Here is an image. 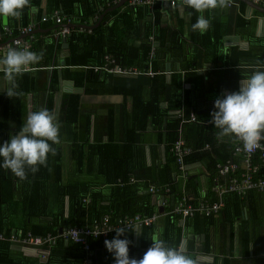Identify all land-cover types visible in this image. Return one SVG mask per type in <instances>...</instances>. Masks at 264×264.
I'll return each mask as SVG.
<instances>
[{
  "label": "crops",
  "instance_id": "1",
  "mask_svg": "<svg viewBox=\"0 0 264 264\" xmlns=\"http://www.w3.org/2000/svg\"><path fill=\"white\" fill-rule=\"evenodd\" d=\"M115 1L30 0L31 7L24 9L20 19L0 20V27H7L9 33L8 36L3 29L0 44L11 37L22 36L28 43L29 50L43 55L39 64L27 67L24 74L16 78L17 95L12 98L4 93L10 85L0 72V141L11 138L22 127L28 113L41 108L55 113L61 125V142L54 145L55 155L51 153L48 155L52 163L50 172H47L46 182L47 193L50 195L48 213L26 218L20 201L24 190L16 188L15 183V202H10L11 205H8L5 200L7 197H5L4 203L0 204V214L4 217L7 226H10L9 229H12V233H19L14 229L23 224L34 226L40 217V219H53L59 213L61 206H63V221L67 217L68 210L69 215L77 216L73 214V205L70 201L68 207L66 192L68 189L75 192L78 188L79 191L86 189L80 192V202L85 210L83 209L82 212L80 210L82 207H78L80 215L83 216L79 224L93 223L95 219H92L93 216L89 217L86 212L92 199L91 193H100L99 199L104 204L109 203L108 200L112 197L113 191L114 198L122 193L119 179L116 183H106L105 178L108 177L100 172L97 156L91 150V145L107 142L109 119L114 115V128L109 129L114 131V142L119 147L124 146L120 149L122 151L120 159L127 157L132 160L130 183L138 188L137 195L147 194L150 187L154 189L149 198L155 209L153 213L158 215L153 221L154 224L152 223L154 233L145 235L143 229L139 228L129 230L132 233L125 232L119 237L131 242L129 257L140 259L151 246L152 241L161 238L164 200L158 191L168 189L167 182H163L167 178L163 167L168 160L166 153L168 141L165 139V131L161 130L160 121L150 117L146 127L138 130L136 136L133 135L134 114L131 91L124 94L120 89L138 88L135 84H140L144 90H142L143 94L149 96L152 92L149 81L156 74L162 76L166 83H169L172 78L178 79L181 85L176 91L173 88L172 92L178 98L180 107L171 108L172 101L168 102L160 96L161 94L158 96L160 99L158 106L164 115L162 127L178 118V110L186 116L187 113L184 111L186 97L189 98V105L193 107L201 100L210 101L229 92L238 91L242 79L247 78L254 70H264V5L255 3L253 0H246L247 2L227 0L226 7L203 13L205 18L210 19L211 24L207 32L200 34L191 28V25L196 23L199 13L187 6H181L180 0H177L174 5H171L169 0H155L154 3L160 6L157 14L155 13V17L158 18L156 23L151 12L154 3L152 6L126 3L131 8L147 7L149 9L146 10L148 14L137 21L139 30L132 41V45L138 46L141 38L148 35L150 49L146 65L144 67L121 65L108 52L103 53L98 63L69 64L67 57L70 53L71 40L79 46L81 51L101 46L99 38L96 34L94 35V28L98 25L103 28L110 26L114 17L123 11L124 1L121 0L123 1L122 9L118 8L121 5ZM114 9H118L117 12H114ZM56 15L62 16L64 21L55 22ZM43 16L47 19L42 20ZM63 24L69 28V32L65 35L60 31ZM30 25L34 27L31 35H21V29ZM72 33L75 34L74 37ZM159 35L161 38L158 40ZM5 52V49L0 48V57ZM90 58L97 59V54L96 57L87 54L86 59L90 60ZM112 60H115V64L119 66L134 67L142 73L136 76L113 73L109 69ZM154 60L159 63L160 70L153 68ZM148 69L154 74H146L145 71ZM87 70L99 72L96 81L88 80ZM74 98L78 115L75 120L71 118L70 122H67L66 114L68 108H74L72 103ZM191 110L189 108V111ZM183 130L184 139L188 138L191 145L195 146L196 121L185 123ZM217 133V139L222 140V143L237 142V139L232 136L220 137ZM133 136L136 138L132 144H126ZM117 156V150L114 147V163ZM235 160L242 167L239 157ZM185 168L186 174L177 168L180 196L175 202L183 195L191 198L192 193L184 192L188 175L190 178H195L197 200L207 199L211 184L209 168L202 161L186 163ZM40 174L44 176L45 171H41ZM60 187H64L63 199L58 198L62 192ZM248 194L247 203L245 207H241L240 216L232 222L229 237L222 233V224L215 221L208 240L211 250L206 251L204 233L193 235L190 230L182 228L177 249L192 256L196 264H264V191H251L243 197L238 196L246 198ZM217 197L219 199L213 201L221 200L222 202V196ZM227 207V211L234 214L236 204L232 200L228 201ZM40 208L43 207L40 206ZM140 214L145 215V213ZM179 217L178 225L183 227L184 218ZM242 224H247L246 231L242 228ZM59 229L62 231V228H58L60 234ZM102 236L111 240L116 236V232L112 230ZM229 240L231 244H228ZM163 241L171 243L172 239H163ZM64 242L66 245L68 240ZM191 242H193V248L187 252V246ZM10 247L13 258L23 261V258L27 257L33 264H46L51 248L47 245L35 247L20 243H11ZM57 250L58 256L64 258L65 264H73L78 253L75 245L70 244L68 248ZM100 251L98 264H115L113 254L106 249L104 243Z\"/></svg>",
  "mask_w": 264,
  "mask_h": 264
},
{
  "label": "trees",
  "instance_id": "2",
  "mask_svg": "<svg viewBox=\"0 0 264 264\" xmlns=\"http://www.w3.org/2000/svg\"><path fill=\"white\" fill-rule=\"evenodd\" d=\"M123 5V11L120 12L116 17H114V20L110 24V26L103 28L98 25L94 28V35L96 34V36L99 38L101 46L97 48L95 47L94 49L89 48L86 51H81L79 46L76 45V43H74L72 40L70 41V53L67 57V61L69 62V64L98 63L99 61H101L100 59L102 58L103 53L108 52L115 58L116 62L121 65L138 67H144L146 65V61L148 60V52L150 49V44L147 40L148 35L146 34L144 37L141 38L140 44L138 46L132 45V41L136 38V32L139 30L137 21L140 19V17H143L145 14H148L146 10L149 9L147 7L131 8L129 7V5H126V3H124ZM123 5L118 8L122 9ZM159 8V4L154 3L151 12L155 19V23L156 19L158 20V18L155 17V13L157 14ZM117 10L118 9H114V12H117ZM3 29L4 27H0L1 31H3ZM74 36L75 34L72 33V37ZM160 38L161 36L159 35L158 40ZM107 41L108 43H106ZM87 54H91V57H96L97 54V59L90 58V60H87ZM113 66L114 62L111 63L109 69ZM153 68L156 70H160L159 68H161L159 63H157V61L155 60L153 61ZM87 71L88 80L90 79V81L92 82L96 81L99 72H94L93 70ZM153 77L154 78L149 81V84L152 87V92L151 94H149V96H145L143 94V89L142 87H140V84H135L136 87H138L139 89H129L126 87L127 89L122 88L120 90L124 94L125 92L127 94V92L131 91V98L133 100L132 109L134 114V122L132 126L133 135L136 136L138 130H143L146 127L147 120L150 117L156 119V121H160L161 130L165 131V139L168 141V145L166 147L168 160H166L163 167V171H165L167 175V178L163 182H167L168 189H160L158 191L160 192L159 194L162 195V199L164 200V209L162 211V213H164V217H162L163 225L160 231V240L163 241V239H172L171 243H164L167 246L177 248V245H179V239L181 237L182 228L183 230H190L193 235L202 232L205 234L206 237L205 250L210 251L211 245L208 240L209 234L212 233L211 230H213L212 228H214L213 223L215 221H219L222 224V233L225 236L231 235L232 222L233 220L237 219V216H240L241 207H245L250 193L247 195L246 198H240L237 194L232 192L225 193L222 195L223 205L216 214L205 215L195 213L193 215H188L184 217L183 227H180L178 225L180 215L171 213V209H173L174 205L176 204V199L180 196V192H178L180 189L177 177L178 165L176 162V157L174 156V153L172 151L173 143L178 136L179 118L173 119L170 124H166V126L162 127V120L164 115L161 113V110L158 106L160 100L158 96L161 94L160 96L164 97L168 102L172 101L173 103H171L170 105L171 108L180 107L178 98L176 97V95L173 94L172 89L174 88V90L176 91L181 84L178 79L175 80L174 78H172L169 83H166L164 82V78L162 76H157L156 74ZM214 101L215 99H211L210 101L204 99L199 101L198 104L192 107L189 105V98H184V111L187 113L185 117H188L190 113H193L197 123V135L195 146L191 145L188 138L184 139L186 146L190 148V152L185 156L184 162L186 164L194 161H202L206 164L211 173L210 189L215 179L216 164L220 162H225L229 158L233 159L232 149L233 146L238 142L237 140L236 143L232 142L231 144H226L222 143V140L217 139L216 133L219 130L215 128L212 124H210V121L212 119L210 113L215 110ZM72 103L74 104V108H68L66 114V120H68L67 122H70L71 118L75 120V118H77L76 116L78 115V109L76 107L75 98ZM189 108H191L192 110L189 111ZM113 119L114 115L110 116L108 123L110 125L108 126L107 142L91 145V150L97 156V164L100 172L108 177L105 178L106 183H116V180L119 179V182L121 183L120 187L122 193L120 194V196L114 198L113 191L111 193L112 197H110L109 200L107 199L109 203L104 204L102 203V200L99 199L100 193L92 192V199L90 201V204L86 208V212L88 213L89 217L93 216L92 219H95L96 221H98L104 214H107L109 216L110 222H114L115 218L124 214L132 215L137 212L139 214L145 213L144 216H150L153 214V210H155L153 205H151V199H149L152 192L150 191L151 187L148 189L150 192L147 191V194L137 195L138 188L135 184L130 183L131 180L129 177V173L132 170V160L127 157L120 159V154H122V151H120V149H122L124 146L119 147L114 142V131L113 129L110 130L111 127L114 128ZM183 128L184 124L182 125V137L184 138ZM135 136L130 138V140H128L129 142H127L126 144H132V141L136 138ZM4 141L6 140L2 139L0 143H3ZM262 142H264V140H262ZM53 147L56 148L54 145ZM114 147H116L118 155L115 159V163ZM0 163H2V159H0ZM51 164V161L47 159L46 165L38 166L39 170L37 172L32 173L31 171H28L27 179L23 181L14 176L10 170H5L0 167V204L4 203L5 197H7L5 200L8 205H11L10 202H15L14 184L16 183V188L18 187L24 190V194L21 195L20 201L23 208L24 216H26V218H33L48 213V200L50 198V195L47 193L46 182L48 180L47 175L50 172ZM57 166L59 167V165ZM41 171H45L44 176H41ZM261 174L264 175V172H261ZM185 181L186 184L184 192L186 194H189L188 191L192 193L190 197L192 198L191 201L193 205H197L200 201L213 202V200L219 199V197H217L218 195L209 189L207 199L203 198L201 200H197V190L196 186L194 185L195 178H190L188 175ZM60 188L62 192L61 194H59L58 198L63 199L65 196V193L63 192L64 187ZM68 188L69 186L67 187V189ZM85 190L81 189L79 191L78 188H76L75 192H71V190L68 189V192H66V195L68 197V207L70 201L71 205H73V214L75 213L77 216H73L72 214L69 215L68 210L67 217L63 221V206H61L59 213L56 214V217H54L53 219H40V217L39 221L36 222L34 226L23 224L19 228L14 229L16 231L18 230L19 233H12V229H9L10 226H7V224L4 222V217L0 214V234L3 236L0 238V264H33L30 260L27 259V257H24L23 261H19L18 259L13 258V256L10 254L11 243L17 242H12L9 239V236L11 234H15L16 236L26 235L28 232L31 233V235L33 236L46 237L47 235H50L51 237H54L56 239L54 244H42L43 246L47 245L51 247L46 264H63V262L65 264L64 258L58 256L57 249L68 248L70 244L71 246L75 245V247L78 249V253L75 256L76 258L74 259L75 261L73 262V264H86L85 260L87 258L88 250H86L82 244L79 245L80 243L78 244L70 239H65L63 236H61V233H58L59 227H61L63 231L65 228L68 227L86 226L79 224L83 220V216L80 215L78 208L82 207V203L80 202V192H84ZM6 193L7 196H5ZM229 200H232L236 204V211H234V214L227 211V205ZM115 201H117V204L114 211ZM40 206H42L43 208L41 209ZM83 209L84 208L82 207L80 210H82L83 212ZM151 224L149 226L141 227L145 235H150L154 233V223L152 225ZM89 226H92V223ZM242 228L244 229V231H246L248 229L247 224H242ZM131 231L126 230L125 232ZM63 239L68 240V243L66 245ZM105 240H108V238H104L102 235L87 236V243L89 245L90 252H92V254L90 255L91 264H98L99 254L101 253L100 250ZM192 243L193 242H191L190 245L187 246V252H190L191 248H193ZM228 244H231L230 240ZM247 244L248 241L246 243V246ZM31 246L36 247L37 245Z\"/></svg>",
  "mask_w": 264,
  "mask_h": 264
},
{
  "label": "clouds",
  "instance_id": "3",
  "mask_svg": "<svg viewBox=\"0 0 264 264\" xmlns=\"http://www.w3.org/2000/svg\"><path fill=\"white\" fill-rule=\"evenodd\" d=\"M199 13L193 31L204 34L211 21L203 13L208 10L224 8L227 0H180ZM31 7L30 0H0V20L20 19L25 8ZM43 59L42 53L27 48H9L0 57V72L10 85L4 92L9 98L17 95L16 78L22 76L27 67L37 65ZM214 111L210 113V123L219 131L218 136H232L239 140L243 148L252 152L264 147V70H254L242 79L238 91H232L214 101ZM60 123L55 113L46 108L28 113L22 127L8 140L0 143V167L10 170L21 181L27 179L28 171L35 173L38 166L47 163L48 155H55L53 145L60 141ZM126 229L115 228L116 236L105 240L106 249L113 254L115 264H196L189 254L162 240L152 241L142 258L129 257L128 239H120Z\"/></svg>",
  "mask_w": 264,
  "mask_h": 264
},
{
  "label": "built area",
  "instance_id": "4",
  "mask_svg": "<svg viewBox=\"0 0 264 264\" xmlns=\"http://www.w3.org/2000/svg\"><path fill=\"white\" fill-rule=\"evenodd\" d=\"M121 0H116L115 2H120ZM171 5H174L177 0H169ZM255 3L264 5V0H253ZM155 0H127L126 3L130 5H139L147 4L152 6ZM47 17L43 16L42 20H46ZM55 22L60 23L64 21L62 16H55ZM69 21V20H68ZM33 25L28 27H23L21 29V35L29 34L33 30ZM5 33L9 36L7 27H4ZM61 33L65 35L69 32V28L64 24L61 27ZM3 31L0 30V37ZM0 48L7 51L9 48H27L29 45L22 36L11 37L6 42L0 44ZM110 68V71L118 73L121 75H140L142 71L134 67H122L115 64ZM148 75H153L154 72L148 69L145 71ZM182 109V108H181ZM180 109V110H181ZM183 110V109H182ZM179 118V127H178V136L173 143L172 151L176 157V162L178 165V170L186 174L185 171V156L190 152L185 144L184 138L182 137V125L196 121V118L193 113H190L188 117H185L181 111L178 110L177 114ZM261 145H264V142H260ZM232 158H229L225 162H220L216 164V173L214 183L211 187V190L218 196H222L225 193L232 192L240 197L245 196L248 192L251 191H264V175L261 172H264V147L257 148L252 152H248L243 148L242 143L238 142L233 146L232 149ZM239 157L242 167L239 166V163L235 158ZM256 160V161H255ZM186 176V175H185ZM150 191H154L151 187ZM222 202L219 201H200L197 205H193L191 198L186 195H183L171 209V213L185 217L188 215H193L195 213L211 215L216 214L221 208ZM158 217L157 214L153 213L150 216H144L139 213L134 215L124 214L114 219V222H110L109 216L104 214L98 221H93L92 226L86 225L83 227H68L61 231V236L65 239H70L76 243H80L88 250L87 258L85 260L86 264H91L89 245L87 243V236L89 235H106L109 231L115 230L118 227H125L126 230H138L142 226H149L153 221ZM3 237L0 234V238ZM9 239L12 242H17L23 245H42L44 243L54 244L56 239L47 235L46 237L33 236L31 233L26 235H15L11 234ZM180 250V249H179Z\"/></svg>",
  "mask_w": 264,
  "mask_h": 264
},
{
  "label": "water",
  "instance_id": "5",
  "mask_svg": "<svg viewBox=\"0 0 264 264\" xmlns=\"http://www.w3.org/2000/svg\"><path fill=\"white\" fill-rule=\"evenodd\" d=\"M123 1H125V0H123ZM123 1H120L119 3H118V5H121V3H123ZM244 1H246V0H244ZM247 2V1H246ZM59 232H61V229H59Z\"/></svg>",
  "mask_w": 264,
  "mask_h": 264
},
{
  "label": "rangeland",
  "instance_id": "6",
  "mask_svg": "<svg viewBox=\"0 0 264 264\" xmlns=\"http://www.w3.org/2000/svg\"><path fill=\"white\" fill-rule=\"evenodd\" d=\"M127 0L124 1V3H126ZM122 4V3H121Z\"/></svg>",
  "mask_w": 264,
  "mask_h": 264
}]
</instances>
